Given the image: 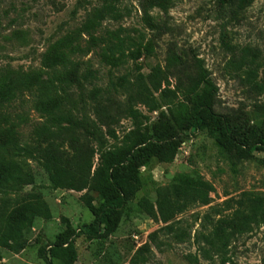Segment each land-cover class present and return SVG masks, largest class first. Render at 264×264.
Listing matches in <instances>:
<instances>
[{"label": "rangeland", "instance_id": "1", "mask_svg": "<svg viewBox=\"0 0 264 264\" xmlns=\"http://www.w3.org/2000/svg\"><path fill=\"white\" fill-rule=\"evenodd\" d=\"M99 2L0 0V68L38 91L0 108V135L8 118L31 145L49 134L46 111L69 112L60 147L75 181L54 188L32 162L23 192L50 217L16 210L21 192L0 191V230L28 216L16 250L0 240V264H47L61 237L69 253L54 264H264V222L242 213L251 195L264 198V0H119L116 18L91 13ZM194 55L217 86L215 111L250 149L209 119L191 125ZM117 160L126 204L91 233L96 171ZM144 197L155 216L138 206Z\"/></svg>", "mask_w": 264, "mask_h": 264}, {"label": "trees", "instance_id": "2", "mask_svg": "<svg viewBox=\"0 0 264 264\" xmlns=\"http://www.w3.org/2000/svg\"><path fill=\"white\" fill-rule=\"evenodd\" d=\"M117 4L119 0H100L99 4L91 13L105 17L106 14L117 15ZM195 68L191 90L199 91L198 101L191 115V125L194 130H199L205 119L214 123L220 134L231 144L250 149L255 141L249 136H238L232 130L228 118L215 111L213 98L217 92V86L206 68L204 60L194 55L189 60ZM1 69V68H0ZM7 68L0 70V108L13 106L16 102H23L37 96L38 91L34 82L28 77L22 76L17 79ZM43 112H45L43 110ZM46 121L43 126L47 128L48 135L36 138L31 145L25 143L23 138L14 131L12 123L4 118L5 136L0 135V191L9 192L16 190L21 192L22 199L18 211L33 210L50 217V209L46 202L37 193H24V188L35 182V171L33 163L38 164L47 175L54 188H75V181L71 167L73 155L68 154L61 146L60 128L72 124V116L69 112L56 114L45 112ZM11 123V124H10ZM23 123V122H22ZM25 123V122H24ZM1 128V122H0ZM51 130V131H50ZM264 146V140L258 142ZM43 146V147H42ZM121 161L104 163L98 168L95 175L94 191L96 196L88 201L95 215V221L90 225L91 233L100 235L107 230L113 213L123 208L126 204L127 195L124 192L119 179L118 167ZM24 193V194H23ZM94 200L100 202L99 206L93 204ZM139 207L143 208L149 216H155L156 211L153 201L144 197L139 201ZM245 218H261L264 222V198L259 195H251L243 210ZM28 221L26 214H21L19 220L13 227L0 230L1 242L16 250L15 245L19 242L20 233L24 231L23 225ZM69 240L61 237L52 244L47 252V264L63 260L69 253Z\"/></svg>", "mask_w": 264, "mask_h": 264}]
</instances>
